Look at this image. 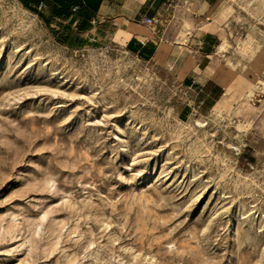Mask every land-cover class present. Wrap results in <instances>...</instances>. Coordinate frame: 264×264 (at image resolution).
Returning a JSON list of instances; mask_svg holds the SVG:
<instances>
[{
  "label": "rangeland",
  "instance_id": "rangeland-1",
  "mask_svg": "<svg viewBox=\"0 0 264 264\" xmlns=\"http://www.w3.org/2000/svg\"><path fill=\"white\" fill-rule=\"evenodd\" d=\"M216 3L229 87L181 120L173 65L0 0V264H264V0Z\"/></svg>",
  "mask_w": 264,
  "mask_h": 264
},
{
  "label": "crops",
  "instance_id": "crops-1",
  "mask_svg": "<svg viewBox=\"0 0 264 264\" xmlns=\"http://www.w3.org/2000/svg\"><path fill=\"white\" fill-rule=\"evenodd\" d=\"M17 1L65 47L113 42L142 60L173 65L187 96L181 120L208 114L226 95L230 71L220 52L217 0ZM144 18L163 24L149 27Z\"/></svg>",
  "mask_w": 264,
  "mask_h": 264
},
{
  "label": "built area",
  "instance_id": "built-area-1",
  "mask_svg": "<svg viewBox=\"0 0 264 264\" xmlns=\"http://www.w3.org/2000/svg\"><path fill=\"white\" fill-rule=\"evenodd\" d=\"M43 4L42 2L39 3V8H42ZM143 24L149 27H154V26H161L163 24V21L161 18H144L142 20Z\"/></svg>",
  "mask_w": 264,
  "mask_h": 264
},
{
  "label": "bare ground",
  "instance_id": "bare-ground-1",
  "mask_svg": "<svg viewBox=\"0 0 264 264\" xmlns=\"http://www.w3.org/2000/svg\"><path fill=\"white\" fill-rule=\"evenodd\" d=\"M220 49H224V48H223V46H221V48H220ZM197 124H198V123H197Z\"/></svg>",
  "mask_w": 264,
  "mask_h": 264
},
{
  "label": "trees",
  "instance_id": "trees-1",
  "mask_svg": "<svg viewBox=\"0 0 264 264\" xmlns=\"http://www.w3.org/2000/svg\"><path fill=\"white\" fill-rule=\"evenodd\" d=\"M30 11V10H29ZM33 13V12H32ZM35 14V13H34Z\"/></svg>",
  "mask_w": 264,
  "mask_h": 264
}]
</instances>
